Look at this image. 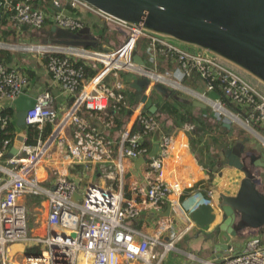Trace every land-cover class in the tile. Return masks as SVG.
<instances>
[{
	"label": "built area",
	"instance_id": "1",
	"mask_svg": "<svg viewBox=\"0 0 264 264\" xmlns=\"http://www.w3.org/2000/svg\"><path fill=\"white\" fill-rule=\"evenodd\" d=\"M32 0H0V7L9 13L14 25L28 26L38 30L43 24L44 13L31 6ZM59 0H52L58 6ZM70 5L87 7L79 0H64ZM96 11V10H94ZM97 12V11H96ZM99 13V12H97ZM106 20L126 29L124 40L114 49L106 52L90 48H64L48 43L29 46L34 51L36 60L43 64L44 70L62 91L73 98L71 109L57 120V111L53 106V96L48 91H41L33 97L32 107L24 117L25 128L35 127L36 137L29 143L26 136L16 131L10 138L2 139L0 146V264H125L139 261L142 264H159L166 253L174 248L173 241H162L163 232L170 227V221L160 219L151 233L142 232L130 223L135 220L140 209L139 204L149 205L155 210L162 207L169 195L180 192V183L174 179H162L159 176L166 157L172 146V138L166 131L162 134L157 151L152 158H146L145 171L152 177L145 181L144 187H138L133 181L129 187L131 196L124 198L121 188L116 189L100 185H88L80 201H74V185L64 178L57 177L51 183L40 184L36 180V167L48 149L57 144L58 152L65 140L64 128L72 119L78 108L87 112H102L109 100H124L122 85L117 78L118 72H125L136 78L145 76L148 85L143 91L148 95L154 83L178 86L180 79L196 75L204 84V91L212 89L211 81H218L228 102L237 104L243 109L241 114L229 110L218 100L209 102L217 116L249 128L264 132V93L243 78L232 66L210 56L198 54L193 50L178 47L155 35L147 34L137 26L130 27L101 13ZM51 20L55 26L68 30L81 29L82 24L73 18L59 13ZM144 37L147 45L144 48V65L132 61V51L136 40ZM164 52L165 57L174 63L172 71H157L156 49ZM27 49H19L26 50ZM49 54L44 60V56ZM78 60L99 64L95 75L87 82L82 80V69L76 66ZM112 77L109 86L104 77ZM28 80L15 67L0 62V109L12 107L11 101L20 93ZM205 97L204 94H200ZM133 109L136 112L134 122L140 131L123 130L119 135L118 159L122 157L136 159L146 157L149 147L141 145L144 137L162 126L156 118L144 110L138 102ZM72 138L78 145L89 148L90 133L85 126L75 122ZM5 118H0V130ZM50 126L47 134L43 127ZM191 124H184L182 129L192 130ZM10 134V133H9ZM17 137H20L17 140ZM110 145V141H100V148ZM15 148V153L7 151ZM78 160H88L89 150H74ZM111 177V176H110ZM113 178V177H111ZM187 187H190L186 184ZM26 195L38 196L46 200L47 209L44 218L45 231L42 234L32 233L27 223L28 212L19 199ZM27 225L30 227L27 229ZM31 230V231H30ZM12 245L19 248L13 250ZM160 246V250L156 248ZM202 264H264V243L257 237L246 240L244 248L238 252L230 247L217 261H202Z\"/></svg>",
	"mask_w": 264,
	"mask_h": 264
},
{
	"label": "crops",
	"instance_id": "2",
	"mask_svg": "<svg viewBox=\"0 0 264 264\" xmlns=\"http://www.w3.org/2000/svg\"><path fill=\"white\" fill-rule=\"evenodd\" d=\"M35 1L36 6L44 13L45 22L35 35H30L31 30L28 28L26 30L24 26L14 25L7 20L6 24L0 27V50L9 52L10 60L7 62L2 60V62L6 66L15 67L20 73L26 75L28 82L23 88V94L33 98L41 91L51 93L59 121L64 117V113L71 109L73 98L65 94L60 85L46 73L43 64L36 60L35 53L29 54L19 50L9 44L8 41L16 40L18 37H32L41 39L42 42L40 43L42 44L48 43L64 48H78L92 43L99 49L87 48L106 52L116 48L125 37L118 40L115 37L110 38L109 34L105 35L107 27L108 31L114 30L116 24L87 7L79 4L72 6L64 0H59L58 6H55L52 0ZM44 1L45 4H43ZM56 13L80 22L82 24L81 29H86L85 33L80 37L60 38L61 35H56L55 30L58 26H55L51 20V17ZM6 28L9 32L13 31L12 35L6 37L7 40L3 39L1 35L2 30ZM68 31L77 32L79 29ZM61 39L73 43L57 44L56 41ZM174 67V63L168 60L166 63H162L161 69L172 71ZM156 70L161 71L157 69V66ZM166 89L178 92L179 97L176 100L180 105V113L188 114L190 122L194 123L191 124L193 128L190 131L183 130L180 123L173 120H165V125L162 126L168 130L167 133L172 138V146L159 176L162 179L178 181L181 184L180 192L169 195V200L164 201L159 210H155L146 204H139L137 208L140 209V214L130 224L142 232L151 233L160 219L170 221V227L163 232L161 240L164 242L173 241L174 248L166 253L159 264H202V261H217L226 253V248L218 244L217 233L213 230L214 223L220 221V216H216L215 222L211 225L200 228L189 218V212L199 203H215L219 189L223 184V179L221 180L216 176L222 168H216L215 163L220 159L222 149L233 146L232 139H235L236 142L240 138L244 153L249 154L253 161L262 163V166L254 165L255 167L251 168V171L257 176L255 179L257 190L264 193V156L262 160L258 159L262 153L264 154V135L258 129L245 127L237 121L232 123L225 117L217 116L209 103L216 101V97L211 92H205L203 82L194 76L180 79L177 87L172 89L166 86ZM122 93L124 100L116 102L110 99L106 109L102 112H87L78 108L73 113V120L70 119L64 128L66 136L62 150L58 152L57 144H53L36 167V180L40 184L51 183L57 177L64 178L75 187L72 196L74 201H80L85 188L92 184L113 189L120 186L124 198L131 196L129 187L133 181L137 183L138 187L145 186V181L150 179L152 175L144 170V163L137 166L135 165L137 158L127 157H122L119 162L117 161L119 135L123 130L132 128L136 114L133 109L138 106L131 88L122 89ZM151 93L148 95L150 96ZM201 93L205 97H201ZM194 102L201 103L204 107L198 106ZM142 109L143 107L140 110ZM193 117L200 119L202 124L195 121ZM11 121L15 125L14 114ZM74 121L84 125L86 131L90 133L89 148L73 141L72 132L76 125ZM223 124H229V128ZM243 128L248 133L251 132L255 135L254 143L246 138L236 137L232 133L237 129L244 130ZM14 131L27 136L26 128L21 131L16 126ZM35 137L36 134L33 139ZM216 138L219 139V142H214ZM148 139L150 143V138ZM101 140L102 142L110 141V145L101 149ZM214 145H220V149L218 150ZM74 150L81 152L89 150L90 158L78 160L74 155ZM7 154L9 155L10 151H7ZM208 168L215 173V176L208 172ZM186 184L190 187H187ZM19 202L25 205L27 209L28 224L32 230L30 231L42 234L45 231L43 223L47 209L46 200L38 196L26 195L19 199ZM251 237H257L264 243V224L259 228L247 229L241 237L231 238L230 248L238 252L244 248L246 240ZM19 247L12 245L11 249L15 250ZM157 250H160V246L156 248ZM125 264L142 263L134 261Z\"/></svg>",
	"mask_w": 264,
	"mask_h": 264
},
{
	"label": "water",
	"instance_id": "3",
	"mask_svg": "<svg viewBox=\"0 0 264 264\" xmlns=\"http://www.w3.org/2000/svg\"><path fill=\"white\" fill-rule=\"evenodd\" d=\"M79 1L127 26H138L147 34L180 43L198 54L207 53L264 87V0ZM55 30L57 33L58 29ZM83 33L85 31L65 30L61 31L60 38L80 37ZM56 43L69 44L63 39ZM87 47L95 46L92 43L82 45V48ZM132 61L137 65H144L136 48L132 51ZM107 78L105 76L104 80ZM139 78L144 84L134 78L129 83V88L133 90L134 100L141 103L146 112L153 114L157 108L151 97L143 91L148 85V79L145 76ZM152 89L166 94V87L159 83H154ZM33 102L32 97L23 93L11 101L15 125L21 131L25 129V113ZM194 103L204 107L201 103ZM223 126L229 128V124ZM165 131L167 129L161 127L151 134L146 157H138L135 165L154 157ZM240 142L241 139H238L236 145L222 149L221 157L215 163L216 168H222L216 176L223 179L215 203H199L189 212V218L200 228L211 225L215 222V217L220 216V221L214 223L213 230L217 233L218 244L224 248L230 247L231 238L241 237L247 229L259 228L264 224V193L257 190V176L251 171V168L262 166V163L253 161L249 154L244 153ZM214 146L220 149V145ZM10 153L14 154L15 148L10 149ZM263 156L262 153L258 159L262 160ZM208 172L215 176L209 168Z\"/></svg>",
	"mask_w": 264,
	"mask_h": 264
},
{
	"label": "trees",
	"instance_id": "4",
	"mask_svg": "<svg viewBox=\"0 0 264 264\" xmlns=\"http://www.w3.org/2000/svg\"><path fill=\"white\" fill-rule=\"evenodd\" d=\"M35 2H36L35 0H32L31 6L33 8L39 9L36 6ZM43 4H45V1L43 2ZM7 20L9 22H11V20L9 18V13L3 11L0 7V27L5 25ZM45 20H46V18H44L43 22H45ZM24 27L27 30L28 26H24ZM12 32H9V30L6 28V29L2 30L1 35H2L3 39H6V37L8 35H12L11 34ZM146 45H147V40L144 37H140L136 40V46H135L136 51L142 57H145L144 48ZM94 48L99 49L98 46H95ZM155 49H156L157 69L162 71V69H161L162 63L163 62L166 63V61H168V59L165 57L164 52L160 51V49L158 47ZM48 55L49 54H46L44 56V60L48 57ZM2 60L4 62L9 61L10 60V53L7 51H1L0 50V62L1 63H3ZM75 65L81 67V69H82V80L84 82H87L89 79H91L95 75L96 69L99 66V64H97L95 62H88V61H83V60L76 61ZM232 68L235 71H237L248 82H250L252 85L256 86L259 90H261L264 93V87L262 85H260L259 83H257L256 81H254L252 78L245 75L241 71L235 69L234 67H232ZM191 76H194L197 78L196 75H191ZM117 78L122 85V89L127 90V89H129V83L136 77L131 75V74L125 73V72H118ZM111 81H112V77H109V79H107L106 81L104 80V83H106L109 86V84H111ZM211 85H212V89L209 92H211L216 97V100H218L219 102H222L229 110H231L233 112H237L238 114L240 113L241 118L245 117V115L243 114V109H241L235 103L228 102V99L223 94V91H222L221 87L219 86L220 84L218 81H211ZM151 92H155V91L151 90ZM158 96H160V98H158ZM178 97H179V94L177 91H174L171 89H166V94L156 92L155 99L151 98L152 102L155 104V106L157 108V111L155 113H153L152 115L156 118V120L160 123L161 126L165 125V120H173V121L179 122L181 127L184 124H192V125L194 124V123L190 122V116H188V114L180 113V110H179L180 105L178 104V102L176 100V98H178ZM144 112L147 114L146 110H144ZM13 114H14L13 108L10 106L0 109V118L1 119L5 118V124L3 126V129L0 130V146H1L2 139L10 138L11 133L13 132L14 128H16V126L11 121ZM193 119L202 124V122H200L201 121L200 119H198L196 117H193ZM258 130H259V132H261L264 135V132L262 130H260L259 128H258ZM36 131L37 130L35 127H27L26 128V133H27L26 142L31 143L34 140L33 137L35 136ZM49 131H50V126L45 125L43 127V133L47 134ZM136 131H140V127H139V124L137 122H134L132 125V128L130 129V132L132 133V132H136ZM166 132H168V130ZM148 138H150V136L143 138V140L141 141L142 146H145V147L150 146ZM214 142H219V139L218 138L214 139Z\"/></svg>",
	"mask_w": 264,
	"mask_h": 264
},
{
	"label": "rangeland",
	"instance_id": "5",
	"mask_svg": "<svg viewBox=\"0 0 264 264\" xmlns=\"http://www.w3.org/2000/svg\"><path fill=\"white\" fill-rule=\"evenodd\" d=\"M113 23V22H112ZM28 29L29 30H31L29 33H30V35L31 34H36L37 33V30H35V29H32V28H29L28 27ZM57 29H58V31H57V34H60L61 33V31H65V30H62V28H60V27H57ZM114 30H110V31H108V27H107V31L105 32V35L106 34H109V36H110V38H112V37H115L116 39H118V40H120L121 38H124L125 37V35L127 34V30L126 29H123L121 26H119V25H116V27H114L113 28ZM81 32H84V31H86V29H79ZM71 35V34H70ZM33 37H35V36H33ZM168 42H170V43H173V44H175L176 46H178V47H183V48H185V49H188V50H192L190 47H187V46H184V45H181L180 43H177V42H174V41H171V40H167ZM40 42H42V40L41 39H39V38H32V37H28V38H24V37H22V38H20V37H18L16 40H14V39H11L10 41H8V43L9 44H11L12 46H14V47H17L18 49H27L29 46H35V45H41L42 43H40ZM68 43H73V42H71V41H68ZM75 44V43H74ZM105 44V43H104ZM77 45H79L78 43H77ZM103 46V45H102ZM105 47V46H104ZM102 49H105V48H102ZM28 50V49H27ZM99 51H102V50H99ZM24 52H26V53H29V54H32V53H34V51H32V50H28V51H26V50H24ZM139 79V81H140V83H142V84H144L143 82H142V80L140 79V78H138ZM151 98L152 99H155V96H156V92H152L151 93ZM206 113H208V112H206ZM209 127H211V126H209ZM212 128H213V126H212ZM211 128V129H212ZM244 130H245V128H243ZM244 130H242V129H237V130H235V131H232V133L234 134V136H236V137H241V138H246L247 140H250L251 141V143H254L253 141H255L256 139V137H255V135H253L251 132H247L246 130L244 131ZM238 139H240V138H238ZM231 143L233 144V146L234 145H236V142H235V139H232L231 140ZM29 196H31V195H29ZM27 220H29V216L27 217ZM27 223H29V221H27ZM30 227L27 225V229H29Z\"/></svg>",
	"mask_w": 264,
	"mask_h": 264
}]
</instances>
